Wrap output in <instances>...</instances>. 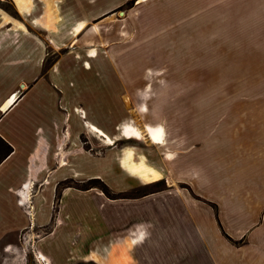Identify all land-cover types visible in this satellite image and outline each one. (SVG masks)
Listing matches in <instances>:
<instances>
[{"label": "rangeland", "instance_id": "1", "mask_svg": "<svg viewBox=\"0 0 264 264\" xmlns=\"http://www.w3.org/2000/svg\"><path fill=\"white\" fill-rule=\"evenodd\" d=\"M134 4L135 0H128L120 10ZM178 5L188 15H169L179 10ZM147 9L152 17L158 15L159 38L153 41L152 48H144L140 62L131 59L120 62L118 57L125 49H110L107 54L116 62L108 63L100 57L106 53L100 48L99 57L90 59L88 68L85 49H75L67 41L60 48L49 44L23 47L15 42L16 70H22V64L17 68L18 61L29 58L33 67L36 63L41 65L42 72L51 70L56 90L70 91L74 100L77 97L72 104L90 103L100 111L97 117L114 139L106 151L109 170L104 179L85 178L80 173L78 178L66 177L57 183L59 186L69 180L71 184L61 188L59 202L65 187L77 190L65 198L63 207L71 211L80 229L89 232L85 240L67 241L66 253L79 254L64 259L63 264H193L190 257L174 250L162 255L164 245L156 244L151 249V201H159L163 215L177 217L179 205L175 195L189 194L200 199L195 175L205 170L207 175L216 176L213 169L217 161L229 160L215 147L226 145L230 136L264 134V0H171L170 4L158 0L149 3ZM2 10L12 16V25L24 21L12 0H0ZM179 23L187 29L184 35L181 28L169 30ZM3 30L6 29L0 28V37L7 33ZM15 30L13 26L9 35L22 43L25 36ZM84 33L85 30L81 35L85 36ZM34 34L43 38L42 33ZM62 35L59 39L67 40ZM173 39L184 46L171 47ZM124 120L140 126L145 122L160 123L152 125L161 127L162 142L151 141L147 135L142 140L124 137L121 135ZM85 129L86 135H92ZM80 141L85 149L97 154L107 149L106 144L83 133ZM204 147L211 149L200 154L198 149ZM129 148L134 150L136 160L143 156L149 165L159 168L162 178L144 183L136 175L130 180L123 173L116 174L112 167L117 166V158L121 162ZM132 231L133 236L142 239L125 245L123 240H132L128 236ZM29 243L31 246L23 247L21 256L15 254L7 260L0 255V264L6 260L7 264H56L48 253L50 259L43 254V260L38 254L37 260L33 240ZM112 244L114 252L110 255ZM92 249L99 260L90 258Z\"/></svg>", "mask_w": 264, "mask_h": 264}, {"label": "crops", "instance_id": "2", "mask_svg": "<svg viewBox=\"0 0 264 264\" xmlns=\"http://www.w3.org/2000/svg\"><path fill=\"white\" fill-rule=\"evenodd\" d=\"M126 1L29 0L28 9L20 13L25 21L21 25H12V16L3 10L0 12V28L7 31L0 37V135L13 147L0 162V255L7 260L15 254L21 256L23 247L31 246L30 240L36 248L37 260V255L42 253L48 258L52 255L56 264H63L64 259L79 254L66 253L67 241L85 240L89 232L80 229L71 211L63 207L65 198L77 190L65 187L55 209L57 183L66 177L78 178L80 173L85 178L104 179L109 170L105 155L110 149L103 137H95L93 133L86 135V120L103 130L106 128L97 117L100 111L90 103L72 104L77 97L74 100L70 91L56 90L52 71L42 72L37 63L33 67L30 58L18 61L17 68L22 64V70H16L15 42L23 47L49 44L60 48L66 46L63 42L67 41V45L75 49H85L89 60L84 61H88L85 65L88 68L90 59L99 57L100 48L106 51L100 57L108 63L116 62L107 54L110 49H125L118 57L120 62L127 59L140 62L144 48H152L153 41L159 38L158 15L152 17L151 10L147 9L149 3L158 0H135L134 6L120 10ZM167 2L170 4L171 0ZM178 7L177 12H169V15H188L183 6ZM80 23L86 25L85 36L81 35L82 31H75ZM182 24L169 30L181 28L184 35L187 29ZM13 26L25 36L22 43L9 35ZM89 30L91 33L86 37ZM37 32L42 33L44 39L34 34ZM61 35L67 40H60ZM170 46L182 47L184 43L173 39ZM11 95L15 96L12 103L1 109ZM78 108L82 109L84 117L79 115ZM82 133L106 144L107 149L99 154L85 149L80 141ZM228 139L226 145L214 149L229 158L217 161L213 169L216 176L207 175L205 170L193 174L198 176L200 199L189 194L175 195L179 215L173 218L159 211V201H151V249H155L156 244L164 245L162 255L174 250L176 254L190 257L193 264H264V134ZM208 149L211 148L198 151L201 154ZM112 169L130 180L135 177L124 169L118 158L117 166ZM133 234L132 231L128 235L129 239L135 237ZM123 241L125 245L129 243ZM7 260L3 263L7 264Z\"/></svg>", "mask_w": 264, "mask_h": 264}, {"label": "bare ground", "instance_id": "3", "mask_svg": "<svg viewBox=\"0 0 264 264\" xmlns=\"http://www.w3.org/2000/svg\"><path fill=\"white\" fill-rule=\"evenodd\" d=\"M12 1L14 2L16 9L20 13H24L25 9H28L29 0H12ZM18 25H21V24H18ZM84 29H86V25L84 23H80L75 27V31H83ZM90 33H91V30H89L87 32L86 36H88V34H90ZM85 65L87 66L88 62H85ZM14 98H15L14 95H11L10 97H8V99L2 105L1 109H6L12 103ZM78 111L82 112V109L78 108ZM83 117H84V115H83ZM85 126L87 127V129L91 133H93L95 135V137L96 136L103 137L104 143H106L108 145L114 144L113 137H110L109 135H107L100 127L96 126L94 123L86 120ZM121 135H123L126 138L135 139V140H142L144 135H147L151 141L162 142V139L160 136L161 135V127L160 126H154V125L149 124V123H145V124H143V126H140L138 124H133L131 122H125L121 126ZM134 154H135L134 150L132 148H129L125 151L124 155L121 158V163H122L124 169L128 173H130L133 176L136 175L144 183H152V182L157 181V180L162 178V176H161L162 174L157 169H155L154 167L149 165L143 159V156H142V158L136 160ZM135 237H132L131 238L132 240H128L129 244H131L135 241H139L141 239V237L140 238L136 237V239H135ZM113 252H114V248H113V246H111L109 249V254L112 255ZM39 255H40L41 259H43V260L45 259V256L42 253H39ZM90 255H91L92 259H98L99 260V258L97 257V254H95L94 252H92ZM109 257L110 256H108V258ZM106 262H107V260H106Z\"/></svg>", "mask_w": 264, "mask_h": 264}, {"label": "trees", "instance_id": "4", "mask_svg": "<svg viewBox=\"0 0 264 264\" xmlns=\"http://www.w3.org/2000/svg\"><path fill=\"white\" fill-rule=\"evenodd\" d=\"M13 150V147L0 135V162L10 154ZM69 180H64L62 183L57 186L55 201H54V208L56 209L58 202H59V193L63 186L69 184ZM71 185V184H69ZM58 196V197H57Z\"/></svg>", "mask_w": 264, "mask_h": 264}]
</instances>
